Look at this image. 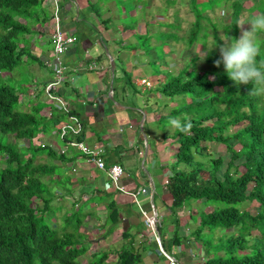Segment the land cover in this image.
I'll return each instance as SVG.
<instances>
[{"label": "trees", "instance_id": "trees-1", "mask_svg": "<svg viewBox=\"0 0 264 264\" xmlns=\"http://www.w3.org/2000/svg\"><path fill=\"white\" fill-rule=\"evenodd\" d=\"M44 1L0 0V264H81L80 258L87 254L90 245L85 242L87 235L82 229L85 219L94 217L91 210L87 211L91 199L81 201L79 195L70 200L67 214H61L57 220L55 215L61 209L52 203L57 199H71V176L62 168L65 164L36 163L40 156L67 161L65 151L60 154L49 147L37 146L34 140L45 133L46 126L53 127L54 119L63 124L69 116H76L68 108L66 113L52 108L46 119L43 111L47 107L37 103L40 92L27 98V105L22 107L20 85L15 84L21 66L38 65L28 48L33 37L39 34L38 29L47 23L48 15L42 8ZM106 1L87 0L91 20L96 21L97 26L83 13H77L75 23L80 36L83 31L97 34L100 29H109V21L101 19L99 8V4ZM186 1L193 16L187 40L178 36L181 29L174 14L172 23L158 21L144 25V34L136 36V40L141 39L137 49L147 55L157 52L155 61H158L170 43L183 40L185 48L191 49L200 40L196 48L201 50L211 37L213 46L217 47L221 45L219 31L225 37L238 39L236 24L245 11L243 4L232 1L227 6L229 22L223 24L204 13H213L220 3L227 4L230 0H215L217 5L214 0H208L203 2L206 9H202L200 4L203 3L197 0ZM112 2L126 16L123 31H134L137 17L128 15L139 0ZM162 2L164 10L158 12L159 16L165 14L167 7L183 1ZM138 5L137 13L144 16L148 2L141 1ZM253 9L264 14L261 2ZM155 26L157 29L151 31ZM257 35H261L258 37L259 65L264 62V33ZM216 59L219 55L214 50H206V69L198 71L194 55L176 74L165 73L156 88V94L175 104L162 117V127L168 124L169 118H180L182 123L190 120L192 124L187 134L173 129L177 150L171 175L164 186L171 197L168 210L175 217L179 209L191 202L210 207L208 213H199L198 227L192 234V240L201 245L203 264H264V95H249L253 85H237L231 81L222 64L219 68L214 66ZM151 66L158 68L155 62ZM123 76L125 83L132 86L130 78ZM231 128L235 130L231 132ZM81 132L75 137L66 136L64 141L81 142ZM21 142L24 145L21 146ZM60 143L63 146L64 142ZM208 143L222 146L229 155L222 172L223 159L207 152ZM234 144L239 146L237 150ZM55 190L60 194H55ZM106 197V217L99 228L105 230L103 237H110L118 225V212L110 196ZM247 204L257 206L256 214L243 208ZM160 232L156 223L158 242L164 253L170 255V250L181 240L175 232L170 241L164 242ZM121 238L122 246L114 252L116 264H141V250L132 247V237L125 234ZM111 253L110 250L91 252L84 264H107Z\"/></svg>", "mask_w": 264, "mask_h": 264}, {"label": "crops", "instance_id": "crops-1", "mask_svg": "<svg viewBox=\"0 0 264 264\" xmlns=\"http://www.w3.org/2000/svg\"><path fill=\"white\" fill-rule=\"evenodd\" d=\"M143 1L148 2V0ZM197 1L203 3L208 0ZM232 1L243 4L245 11L242 16L246 14L243 20L258 15L253 9L258 2L264 6V0H230L227 4L222 2L220 7L225 6L229 10L227 6ZM49 3L50 0H45L42 6L48 15L47 23L42 29H38L39 34L33 37L28 48L29 54L37 60L38 65L25 64L26 69L33 76L29 84L31 87L26 92L28 95L26 99L34 97L51 78V71L44 64L51 62L52 58L49 40L51 31ZM139 7L135 4L134 10L128 15L137 17L135 30L123 31V18L126 16L121 14L115 3L108 0L99 4L101 19L109 21V29H100L98 35L94 31H83L80 36L75 23L78 12L83 13L89 22H95L96 26L98 24L91 20L92 14L87 0H60V24L65 34L68 32L74 34L76 42L63 56L62 61L68 73L56 94L66 102L69 111L79 119L82 125L81 142L90 149L102 151L101 158L105 167L117 165L123 170L119 185L124 193L115 192L109 186L104 174L94 169L84 156L79 155L75 150L63 148L56 138V130L61 125L58 119H54L53 127L46 126L45 133L38 135L36 141L41 143V147H49L54 152L60 153L63 148L67 161L59 162L40 156L36 163L65 164L62 168L67 172L66 175L71 176L72 198L75 200L81 195V201L91 199L87 211L91 210L94 217L85 219V227L93 231V235L95 234L90 245L103 243L107 246L103 251L112 252L107 258V264H116L114 252L122 246L121 236L125 234L132 237L130 241L132 247L141 250V264H165L143 222L142 215L152 217L153 212L156 214V223L164 242L170 241L175 232L181 240L179 245L170 250V256L180 264H203L201 245L192 240V234L198 227L199 213H208L210 207L203 206L201 202L191 206L189 203L179 209L175 217L168 210L171 197L164 186L171 175L177 144L172 138L173 129L168 124L162 127L160 121L175 104L155 92L158 82L163 81L164 74L173 73L167 68L166 63L160 65L155 61V56L144 54L137 49L136 36L143 33V30L138 31L140 26L153 24L142 22L145 15L137 13ZM204 15L207 16L205 13ZM109 57L114 63L113 72L109 67ZM91 62L101 69L86 71V65ZM153 62L158 67L157 70L152 69ZM124 74L130 78L132 86L125 83ZM18 79L19 76L17 81ZM141 80L148 85L141 84ZM32 89L35 91L32 92ZM38 99L37 103H41L44 107L48 106V109L43 111V115L48 119L49 112L53 109L42 96ZM141 189L146 190V193H138ZM106 196H110L109 200L113 202L118 212V225L110 237H103L105 230L99 228L106 217L104 208ZM82 232L88 238L90 232H85L84 229Z\"/></svg>", "mask_w": 264, "mask_h": 264}, {"label": "rangeland", "instance_id": "rangeland-1", "mask_svg": "<svg viewBox=\"0 0 264 264\" xmlns=\"http://www.w3.org/2000/svg\"><path fill=\"white\" fill-rule=\"evenodd\" d=\"M141 1H143V0H139L140 3H141ZM182 1L183 2L176 3L172 7H167L165 10V14L162 15L163 16L162 17V16H159V14H158L159 11L164 10V4H163L162 0H148V5L145 9L146 10L145 17L142 19L143 20L142 22L154 24L158 21H164L167 23H172L173 22L172 18H174V14H176L175 18L177 17L176 19L179 22L180 29H181V30H179L178 36H181V37L184 36V37H186V40H187V34L186 33L189 32V26L193 21V18H192L193 16L189 12L187 1L186 0H182ZM139 2L137 4H140ZM213 3L214 4L216 3L215 0ZM217 4H215V5H217ZM200 5L202 6V9H206V5L204 3L200 4ZM220 6H221V3L219 4L218 8H216L215 12H213V13L206 12L205 14L209 17H212L213 21H215L216 23L226 24L228 22L229 17H230V16H228L230 10L226 9L225 6H223V7H220ZM244 18H246V14H243V16H242V18H240V20L244 19ZM123 24H124V22H123ZM217 28H218V26H215V30H217ZM245 28H247V25H245ZM153 29H157L156 26L152 27L151 31ZM142 30H143L142 34H144V32H145L144 27L140 26V29L138 31L142 32ZM159 30L163 31V29H159ZM240 35H241V31L239 28L238 38L240 37ZM218 36H219V38L221 36H223L220 31L218 32ZM258 37H261V35H259ZM138 43L140 45L141 39L136 40V44H138ZM184 43L185 42H183V40L179 41L177 43H170V45L167 48H164L165 56L162 55L160 58L161 59L163 58V59L158 60L157 63L160 65H163L166 63L167 68L170 71H172L173 74H176L179 70H181V68L184 65L188 64L189 60L192 59L193 56L195 55V56H197V61L195 62V67L198 71H202V70L206 69V65H205V61H204L205 60V51L208 49H212L217 53V55L220 56L219 47L223 44V41L221 40V45L215 47L212 44L211 37H209L207 39L206 48L201 49V50L196 48L199 44H201L200 40L195 42L191 49L185 48ZM156 54H157V52H155V54H152V55L155 56ZM150 58L153 59L154 57H150ZM32 69L35 72V67H33ZM26 70L27 69H26L25 65L21 66L19 68V79H18L19 81H17L15 83V84H17V86L20 85V86H18V88H20V94L19 95H20V98H23V100H25L24 106L27 105L26 92L29 91V89H30L29 84L33 78V76L29 73V71L28 70L26 71ZM16 71H18V69ZM16 73H18V72H16ZM1 76L7 77L8 74H2ZM8 83L10 85H13L12 81H8ZM46 107L48 109V106H46ZM234 130H235V128L230 129L231 132H233ZM56 138L59 142L57 130H56ZM10 141H11V138H10ZM19 144H21V146L24 145L23 142H21ZM34 144H36L37 146H42L41 143H39V142L37 143L36 139L34 140ZM233 146L236 150L239 148L238 145L234 144ZM206 148H207V152L211 153V155L213 157L220 156L223 159V167H221V172H222L227 161H228V159H229V155L227 153H225L224 148L222 146L214 144V143L206 144ZM68 149L74 150L73 148H68ZM239 163H240V161L237 162V164H239ZM1 166H2V164L0 163V167ZM242 171L243 170H241V172ZM54 192L57 195L60 194L57 190H55ZM70 196H71L70 197L71 199H69L68 201H67V199L66 200L57 199L52 203V206H54V207L60 206V209H61L55 215L57 220L59 219L61 214H67V212H68L67 210L69 208V202H70V200L73 199L72 195H70ZM192 204H196V203L191 202L190 206ZM243 208L245 210H247L248 212H250V214H252V215L256 214V212H257V206L255 204H247V205H244ZM86 226H88V224ZM83 229L85 230V232L86 231L90 232L89 233L90 235L88 234V238L86 239L85 242H87V241L90 242L91 240H94L93 236L95 237V234L94 235L92 234L93 231H91L89 229L87 230L86 227H84ZM83 229H82V231H83ZM215 235H217V234H215ZM88 246H89L88 247V253L89 252L103 251V250L107 249V246L104 245L103 243H101L99 245L97 243H95L94 245H88ZM88 253L84 257L80 258L81 264H84L86 262V260L89 258Z\"/></svg>", "mask_w": 264, "mask_h": 264}, {"label": "built area", "instance_id": "built-area-1", "mask_svg": "<svg viewBox=\"0 0 264 264\" xmlns=\"http://www.w3.org/2000/svg\"><path fill=\"white\" fill-rule=\"evenodd\" d=\"M51 14L49 17V24L51 25V31L49 34V40L51 45V62H45L46 68L51 71L50 80L45 83L39 89V92L45 101L49 103L51 108H57L62 112H67V104L66 102L60 98L56 91L63 84L65 80V76L68 73V69L63 64V56L67 52V50L74 45L76 42V37L72 32H68L65 34L62 28L61 22V8H60V0H50ZM99 68L95 63L91 62L86 65V71H98ZM141 84H146L144 80L140 81ZM35 89H32V92ZM82 130L81 123L74 116H69L66 123L61 124L58 127V139L63 143V148H73L74 150L80 152L87 160V162L91 163L92 167L98 171H101L107 179V182L111 188L118 193H124L123 188L120 187L119 183L123 177V170L120 169L119 166L113 165L105 167L103 160L101 158L102 151L100 149H90L85 146L82 142H77L75 140L72 141H64L66 136L75 137ZM60 150V154L64 152V149ZM140 194L146 193V190L141 189L138 191ZM143 216V222L146 230L151 234L154 239V243L158 248V253L164 259L165 264H180L175 258L170 255H167L162 250L159 241V238L156 233V227L154 226L153 216Z\"/></svg>", "mask_w": 264, "mask_h": 264}, {"label": "clouds", "instance_id": "clouds-1", "mask_svg": "<svg viewBox=\"0 0 264 264\" xmlns=\"http://www.w3.org/2000/svg\"><path fill=\"white\" fill-rule=\"evenodd\" d=\"M236 25L240 28V37H220L223 44L219 47L220 56L214 61V66L219 68L222 64L228 78L237 85L251 83L253 87L248 92L249 95H264V62L257 64L260 52L257 34L264 33V14L248 20H238ZM245 25L249 27L245 28ZM168 125L185 134L192 128L190 120L182 123L180 118H169Z\"/></svg>", "mask_w": 264, "mask_h": 264}, {"label": "water", "instance_id": "water-1", "mask_svg": "<svg viewBox=\"0 0 264 264\" xmlns=\"http://www.w3.org/2000/svg\"><path fill=\"white\" fill-rule=\"evenodd\" d=\"M109 67H110L111 72H113L114 63L110 57H109ZM153 221H154V226L156 227V214H155V212H153Z\"/></svg>", "mask_w": 264, "mask_h": 264}]
</instances>
